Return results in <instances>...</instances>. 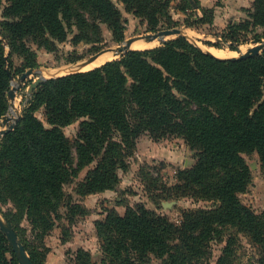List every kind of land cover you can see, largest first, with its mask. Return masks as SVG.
<instances>
[{
    "label": "trees",
    "instance_id": "16d2710c",
    "mask_svg": "<svg viewBox=\"0 0 264 264\" xmlns=\"http://www.w3.org/2000/svg\"><path fill=\"white\" fill-rule=\"evenodd\" d=\"M171 1L7 0L4 5L0 0L7 18L0 19V29L10 48L7 56L0 40V120L9 109L11 55L25 61L20 74L38 67L27 42L54 52L58 42L72 36L75 45L98 47L106 25L119 44L125 41L126 22L116 2L157 32L177 26ZM177 10L186 15L187 27L214 20V10L199 0H180ZM257 28H264V0H252L248 18L229 25L222 38L239 51ZM252 39L262 42L264 34ZM41 108L46 123L37 116ZM77 121L79 131L71 140L63 129ZM146 133L156 141L183 138L196 151L195 165L179 171L171 189L215 205L184 211L179 225L143 205L124 215L110 212L95 223L104 259L96 262L81 249L76 264H135L152 256L162 264H204L212 241L225 229L244 233L258 251L253 264H264V214L240 199L252 180L243 154L257 153L264 169V50L246 59H222L183 36L158 48L130 50L92 70L48 79L27 101L19 123L0 143V210L32 262L43 264L42 254L23 237L21 222L26 219L43 243L64 205L72 215L83 211L81 204L66 201L65 186L95 164L77 193L114 190L117 170H127V157ZM231 245L232 239L219 264L229 263ZM0 264H19L2 230Z\"/></svg>",
    "mask_w": 264,
    "mask_h": 264
},
{
    "label": "rangeland",
    "instance_id": "374dc122",
    "mask_svg": "<svg viewBox=\"0 0 264 264\" xmlns=\"http://www.w3.org/2000/svg\"><path fill=\"white\" fill-rule=\"evenodd\" d=\"M199 1L202 7L214 10L213 23H206L197 27H187L185 25L186 15L177 10L180 0H172L171 15L177 24L174 28L183 30V33L181 35L167 36L165 38L166 41L183 36L191 43L200 46L206 52L211 48L227 50L229 53L224 58L238 57L246 53L249 48L264 42V39L262 42H255L252 39L255 33L264 34V28H257L250 33L248 42L240 45L239 51L231 50L229 43H225L222 38L224 31L229 25L242 22L248 18V10L251 9L252 0ZM3 4L6 5L7 0H3ZM116 4L122 11L126 22L125 41L122 43L118 44L114 40L111 31L106 25L102 26L104 41L98 47H93L83 42L75 45L72 42V36H69L66 42H58L54 52H49L39 47L36 43L27 42V46L36 54L38 67L26 69L23 73L30 69H36L37 73L31 74L23 82L20 81L23 73L20 74L19 70L24 66L25 61L18 54L11 55L9 62H12L11 70L14 73L11 76V89L13 88L14 81L18 84L16 101H19V111L15 119L19 117L20 121L23 110L27 106V101L32 98L34 91L37 89L33 93H30L31 85L39 78L44 77L48 80L75 72L92 70L109 61L120 59L121 53L118 52V49L123 48L129 40L138 36L156 33L149 32L146 24L141 19L125 12L121 3L116 2ZM2 13L3 9L0 11V19L6 21L7 18L3 17ZM199 15L202 16L201 12H199ZM193 18L196 20L195 16ZM1 32L3 33V30L1 31L0 29V40L3 42L6 55L8 56L10 48ZM163 42L165 41L159 40L156 46L139 50L158 48L163 45ZM131 49L138 50L132 47ZM100 53H103L101 56H105V54L110 56L101 65L92 66L94 62L87 64L89 58ZM8 70L10 69L8 68ZM7 99L9 101V109L5 116H8L11 108V100L8 98V95ZM37 116L44 123L47 122L46 110L44 108H41L37 112ZM3 118L0 120V123ZM79 124L80 121H77L63 129L66 136L71 140H75L79 131ZM4 137L0 139V143ZM243 157L251 169L252 180L247 191L240 195V199L244 205L252 209L257 215H263L264 169L261 166L260 157L257 153L243 154ZM196 161V151L192 150L183 138L169 137L156 141L149 133L143 134L139 138L132 155L126 159L127 170L125 171L120 168L117 170L119 183L114 190L79 195L77 193L79 185L84 182L88 172L94 168L95 164L86 166L79 172L73 182L65 186L66 201L81 204L83 211L72 215L67 206L64 205L61 208V217L56 219L55 227L45 237L43 243L35 238L26 219L21 222V227L25 230V232H22V235L26 238L31 248L34 246L42 254L43 264H76L77 252L81 249L89 252L94 261L101 262L105 256L95 223L97 221H104L110 212L124 215L128 208L143 205L147 209L153 210L179 225L182 222L184 211L211 209L215 205L214 201L177 195L171 189L178 183L177 176L179 171L192 168ZM7 208V206H4L3 209L6 210ZM0 215L8 222L1 210ZM18 237L23 243L19 235ZM230 239H232V252L229 256L228 264H253L257 260V248L250 243L249 238L244 233L238 232L236 229H225L221 236L212 241L211 253L204 264H219V260L224 256L223 252L228 246ZM8 258L9 260L11 259L10 255H8ZM135 264H162V260L152 256L143 263L136 260Z\"/></svg>",
    "mask_w": 264,
    "mask_h": 264
},
{
    "label": "water",
    "instance_id": "95a60500",
    "mask_svg": "<svg viewBox=\"0 0 264 264\" xmlns=\"http://www.w3.org/2000/svg\"><path fill=\"white\" fill-rule=\"evenodd\" d=\"M182 33H183V30L178 29V28H174V29L160 30L156 33L147 34L145 36H138V37H135V38L129 40L128 42H126V44L124 45L123 48L118 49V52L121 53V57H123L126 53H128L130 50H132L131 49L132 44L138 40H144L147 43L153 42L155 40L166 41L165 38L167 36L181 35ZM263 50H264V42H262L260 44H256L255 46L249 48L246 53H244L238 57H232V58H228V59L236 60V59H246V58H250V57H255L257 55H260L263 52ZM208 53L213 55L211 52H208ZM102 54L103 53H100L98 55H95V56L89 58L87 60V64H91V63L95 62ZM213 56H215V55H213ZM215 57L222 58V57H218V56H215ZM222 59H225V58H222ZM35 73H37L36 69L28 70L27 72L22 74L20 81L21 82L25 81L31 74H35ZM46 80H47L46 78L41 77L36 82H34L31 85L30 93H33V91L39 85H41L43 82H45ZM16 92H17V87H13L8 93V98L11 100V106L15 105ZM18 121H19V117L15 120H12L8 116H5L2 120V122L0 123V127L4 128L3 130H0V139L2 137L6 136L7 134H9L11 131H13L15 129ZM0 229L6 234L8 241H9L10 245L12 246V249H13L19 263L20 264H34L31 260L30 256H29V254L27 253L25 246L23 245V243L19 239L14 228L8 222H6L1 217V215H0Z\"/></svg>",
    "mask_w": 264,
    "mask_h": 264
},
{
    "label": "bare ground",
    "instance_id": "6f19581e",
    "mask_svg": "<svg viewBox=\"0 0 264 264\" xmlns=\"http://www.w3.org/2000/svg\"><path fill=\"white\" fill-rule=\"evenodd\" d=\"M158 43H159V40H155V41L150 42V43H147L144 40H138V41H136V42H134L132 44V48L133 49H138V50L139 49H145V48H151V47L156 46ZM208 50H209L208 52H211L213 55L218 56V57H222V58L226 57V55H228V53H229V52H227V50L224 51V50L214 49V48H211V49H208ZM109 56L110 55L105 54V56L103 55V56L99 57L97 59V61H95L92 66H94V65L98 66L99 64L101 65L102 63L105 62V60H107L106 58H109ZM17 85H18L17 82L14 81L13 82V87H17ZM18 102L19 101H16L15 102V105L11 106V108H10L8 117L11 118L12 120H14L18 116V111H19V109H18ZM3 129H4L3 127L0 128V130H3Z\"/></svg>",
    "mask_w": 264,
    "mask_h": 264
}]
</instances>
